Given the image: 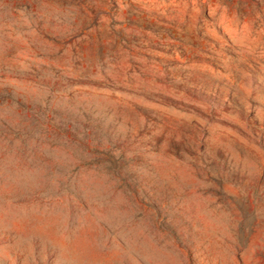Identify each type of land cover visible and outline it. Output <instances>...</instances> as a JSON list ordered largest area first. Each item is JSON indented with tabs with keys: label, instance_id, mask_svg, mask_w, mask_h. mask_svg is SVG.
I'll return each mask as SVG.
<instances>
[{
	"label": "rangeland",
	"instance_id": "rangeland-1",
	"mask_svg": "<svg viewBox=\"0 0 264 264\" xmlns=\"http://www.w3.org/2000/svg\"><path fill=\"white\" fill-rule=\"evenodd\" d=\"M0 264H264V0H0Z\"/></svg>",
	"mask_w": 264,
	"mask_h": 264
}]
</instances>
